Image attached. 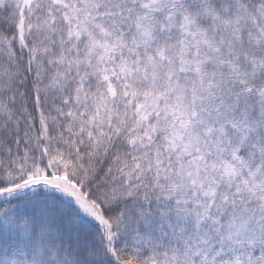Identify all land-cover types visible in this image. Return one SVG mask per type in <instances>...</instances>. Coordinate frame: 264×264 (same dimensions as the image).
Masks as SVG:
<instances>
[{
	"label": "snow or ice",
	"instance_id": "1",
	"mask_svg": "<svg viewBox=\"0 0 264 264\" xmlns=\"http://www.w3.org/2000/svg\"><path fill=\"white\" fill-rule=\"evenodd\" d=\"M0 264H264V0H0Z\"/></svg>",
	"mask_w": 264,
	"mask_h": 264
}]
</instances>
